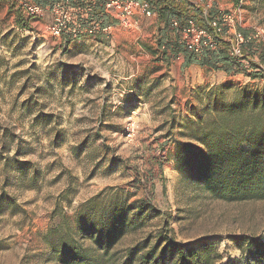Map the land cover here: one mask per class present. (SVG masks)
I'll use <instances>...</instances> for the list:
<instances>
[{"label": "rangeland", "instance_id": "374dc122", "mask_svg": "<svg viewBox=\"0 0 264 264\" xmlns=\"http://www.w3.org/2000/svg\"><path fill=\"white\" fill-rule=\"evenodd\" d=\"M193 1L213 7L221 22L232 15L229 33L245 42L238 28L246 29L264 48V0ZM109 15L115 22L107 30L80 28L76 36L57 37L48 30L50 10L33 16L16 0H0V152L4 135L9 155L21 142L20 159L31 160L40 174L35 186L18 179L6 184L0 161V194L4 189L20 207H0V264H61L50 259L47 229L97 193H117L130 204L147 200L146 185L154 186L161 213L127 234L118 249L162 232L189 245L214 242L216 264L245 261L241 239L264 238V200L203 194L183 179L176 150L178 141L194 142L187 120L204 91L259 83L248 75L249 62L247 74L183 67L182 54L168 63L158 43L175 33L163 32L156 13L138 12L131 26ZM180 37L196 41L195 32Z\"/></svg>", "mask_w": 264, "mask_h": 264}, {"label": "trees", "instance_id": "16d2710c", "mask_svg": "<svg viewBox=\"0 0 264 264\" xmlns=\"http://www.w3.org/2000/svg\"><path fill=\"white\" fill-rule=\"evenodd\" d=\"M34 1L47 10L55 2L63 1L72 11V27L103 29L115 22L106 10L107 0ZM138 1L148 3L157 14L165 34L175 33L173 40L167 37L158 43L165 48L162 59L166 62H170L171 56L182 54L183 67L195 64L227 74H247L244 61L249 62L252 71L248 75L259 81L254 88L219 85L203 92L200 104L193 108V118L187 120V135L194 142L177 143V168L187 183L211 198L264 200V48L250 38L246 29L238 28L247 40L241 44L240 54L234 55L236 37L227 27L219 32L213 25V21H219L213 7L205 8L193 0ZM193 28L203 32L198 50L180 37L182 32L191 34ZM70 40L67 38L66 43ZM5 134L17 138L9 130ZM7 138L4 135V148L0 152L6 184L18 179L27 186H35L40 176L37 167L31 160L20 159L21 142L15 153L9 155L11 142ZM153 188L146 185L148 199L133 204L117 193L111 196L97 193L88 198L73 217L64 218L43 234L50 248V259L61 264H216L219 255L214 242L189 245L175 241L174 234L162 232L118 249L127 234L144 229L147 222L161 213ZM0 207L14 212L20 208L4 189ZM165 225L168 226V220ZM170 230L166 228L167 232ZM241 241L245 244L241 245L245 261L229 264H264V238L249 236Z\"/></svg>", "mask_w": 264, "mask_h": 264}, {"label": "built area", "instance_id": "2783aa9c", "mask_svg": "<svg viewBox=\"0 0 264 264\" xmlns=\"http://www.w3.org/2000/svg\"><path fill=\"white\" fill-rule=\"evenodd\" d=\"M21 9H23L26 13L38 16L42 15L47 9L44 8L42 5L36 3L34 0H16ZM106 10L108 13H111L115 16H119L121 20L126 25H133L132 17L135 16L138 12H141L147 16H152L155 13L149 8L148 3L141 2L138 0H107L106 2ZM50 11L53 15V22L48 27L49 32L54 36H63L67 34H71L76 36L80 32V28L74 26H70L71 22L73 21V14L70 8L66 7L63 1L55 2L54 5L51 7ZM230 18L232 15H228V17L224 18V22L213 21V25L217 27L219 32H222L223 29L226 27L225 25L230 24ZM174 25H177V22H174ZM110 26L103 28L102 30H107ZM99 29V27H92L89 29L90 32ZM195 32V40L191 46H194L196 50L199 49V38L202 31H197L196 29H192V33ZM199 37V38H198ZM66 40V39H65ZM243 37H237L236 43L233 46V53L235 55H239L241 49L239 47V43L243 42Z\"/></svg>", "mask_w": 264, "mask_h": 264}]
</instances>
